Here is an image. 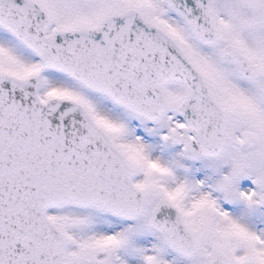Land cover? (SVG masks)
<instances>
[{"label":"snow or ice","instance_id":"snow-or-ice-1","mask_svg":"<svg viewBox=\"0 0 264 264\" xmlns=\"http://www.w3.org/2000/svg\"><path fill=\"white\" fill-rule=\"evenodd\" d=\"M0 264H264V0H0Z\"/></svg>","mask_w":264,"mask_h":264}]
</instances>
